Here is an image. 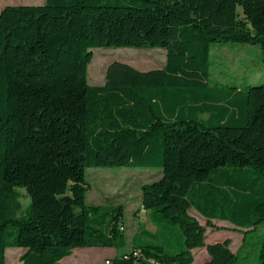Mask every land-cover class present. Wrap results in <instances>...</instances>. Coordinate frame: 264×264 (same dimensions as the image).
Returning a JSON list of instances; mask_svg holds the SVG:
<instances>
[{"label":"trees","instance_id":"obj_1","mask_svg":"<svg viewBox=\"0 0 264 264\" xmlns=\"http://www.w3.org/2000/svg\"><path fill=\"white\" fill-rule=\"evenodd\" d=\"M240 6L241 12L237 9ZM256 44L264 63V0H45L0 10V264H59L76 247L125 245L123 205L86 203L88 167H159L143 183L140 228L110 264H232L231 239L205 225L264 223V81L211 82V44ZM162 47L161 67L111 62L87 82L94 47ZM33 203L22 214L13 185ZM215 227V226H213ZM245 244L243 236L242 245ZM153 260V261H151ZM264 264V238L257 252Z\"/></svg>","mask_w":264,"mask_h":264},{"label":"rangeland","instance_id":"obj_2","mask_svg":"<svg viewBox=\"0 0 264 264\" xmlns=\"http://www.w3.org/2000/svg\"><path fill=\"white\" fill-rule=\"evenodd\" d=\"M44 1L0 0V10L6 5L42 4ZM237 9L241 12L240 6H237ZM210 53L211 82L244 88L264 81V63L261 60V49L258 45L220 40L211 44ZM165 57L166 49L162 47H94L92 58L87 65V82L90 85L103 84L106 68L113 61L126 62L138 69L147 70L162 66ZM161 174L162 170L159 167L119 165L86 168L85 178L89 183L85 197L86 203L108 206L122 204L125 210L122 230L126 243L119 248L76 247L71 254L60 259L59 264H106L105 260L109 259L106 255H112L113 249L116 253L129 251L132 248L130 236L140 227L138 221L131 218L132 213H137L135 208L141 201L140 187L143 183L158 179ZM24 211L25 209L20 205L16 214H22ZM189 211L202 225H205L206 242L221 240L227 236L232 239L231 249L238 252L237 259L232 264H258L257 252L260 241L264 238V223L244 231V228L235 227L226 221L214 219L208 223L207 219L194 207H191ZM243 236H245L244 246L242 245ZM200 250L202 249L196 252L198 261L195 260L191 264H198L200 261ZM23 251L24 249L17 247H7L5 249L6 264H21L19 257ZM205 252L207 254V251Z\"/></svg>","mask_w":264,"mask_h":264},{"label":"crops","instance_id":"obj_3","mask_svg":"<svg viewBox=\"0 0 264 264\" xmlns=\"http://www.w3.org/2000/svg\"><path fill=\"white\" fill-rule=\"evenodd\" d=\"M159 67H161V66H159ZM155 68H157V67H155ZM143 70V69H142ZM140 204H141V201H140ZM140 204H139V206L137 207V208H135V209H137V213H132L131 214V218L132 219H136V221H138V223H139V228H137V229H135L133 232H132V234H131V236H130V242H131V238H132V235L134 234V233H136V232H138V230L140 229V228H144V229H146V230H149V231H151V232H154L155 230H156V225H155V223L151 220V218H150V213H149V210L148 209H142L141 208V206H140ZM190 210V209H189ZM124 207H123V216H122V218L124 217ZM189 213H190V211H189ZM191 214V213H190ZM135 215H136V217H135ZM191 215H193V214H191ZM193 216H195V215H193ZM196 217V216H195ZM197 218V217H196ZM124 219V218H123ZM198 219V218H197ZM214 219H216V218H212L211 219V221H214ZM217 220H221V221H226V222H228V223H230V224H232L233 226H235V227H237L236 225H234L232 222H230L229 220H225V219H217ZM124 225V224H123ZM206 236V235H205ZM228 237V236H227ZM226 238V237H225ZM225 238H223V239H225ZM230 238V237H229ZM223 239H221V240H215V241H222ZM231 239V238H230ZM215 241H209V242H207V243H211V242H215ZM231 242H232V239H231ZM231 242H230V245H229V247H230V249H231ZM17 248H19V249H24V248H20V247H17ZM95 248H97V249H103V248H108V247H95ZM198 249H202V250H200V261L198 262V264H202L206 259H208L209 258V255H208V253L206 254V252L205 251H207L206 250V248L205 247H196V248H193L192 249V251H193V254H194V261L196 260V262L198 261V259H197V257H196V252H197V250ZM232 250V249H231ZM233 251V250H232ZM116 254V250H114L113 249V254L112 255H106V257H109V259H111L114 255ZM105 258V257H104ZM103 258V259H104ZM59 262H61V260L59 261Z\"/></svg>","mask_w":264,"mask_h":264},{"label":"clouds","instance_id":"obj_4","mask_svg":"<svg viewBox=\"0 0 264 264\" xmlns=\"http://www.w3.org/2000/svg\"><path fill=\"white\" fill-rule=\"evenodd\" d=\"M13 191L18 194V203L27 209L31 207L33 203L32 194L29 191V186L26 184H15L13 185Z\"/></svg>","mask_w":264,"mask_h":264},{"label":"built area","instance_id":"obj_5","mask_svg":"<svg viewBox=\"0 0 264 264\" xmlns=\"http://www.w3.org/2000/svg\"><path fill=\"white\" fill-rule=\"evenodd\" d=\"M120 228L123 229V225H121ZM151 261H153V260H151ZM105 263H106V264H110L109 259H106V260H105Z\"/></svg>","mask_w":264,"mask_h":264}]
</instances>
